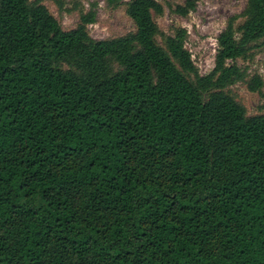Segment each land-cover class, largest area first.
Wrapping results in <instances>:
<instances>
[{
	"label": "trees",
	"instance_id": "trees-1",
	"mask_svg": "<svg viewBox=\"0 0 264 264\" xmlns=\"http://www.w3.org/2000/svg\"><path fill=\"white\" fill-rule=\"evenodd\" d=\"M95 4L63 29L0 0V264H264V111L227 89L264 102L235 61L264 44V0L203 74L182 27L156 41L158 0H126L133 30L108 38L87 33Z\"/></svg>",
	"mask_w": 264,
	"mask_h": 264
},
{
	"label": "rangeland",
	"instance_id": "rangeland-1",
	"mask_svg": "<svg viewBox=\"0 0 264 264\" xmlns=\"http://www.w3.org/2000/svg\"><path fill=\"white\" fill-rule=\"evenodd\" d=\"M91 1L96 3L95 19L85 26L91 37L108 38L133 30L132 21L125 12L126 0L115 5L106 4L105 0H40L63 29L73 27L78 21L79 10H85ZM158 1L162 9L160 13L153 14L158 30L156 41L161 43L164 34L171 33L175 27H182L185 30L184 47L198 73L203 74L213 65L218 31L231 15L235 16V26L242 21L239 13L246 0H195L194 7L184 15L172 10L174 4L182 3V0ZM235 61L246 68L248 75L258 74L264 88V44L253 45L247 56ZM227 89L244 106L246 114L264 111V102L259 94L249 90L243 81H237Z\"/></svg>",
	"mask_w": 264,
	"mask_h": 264
}]
</instances>
